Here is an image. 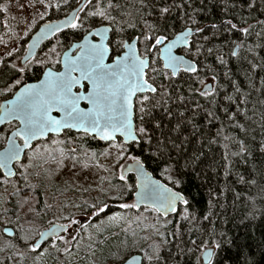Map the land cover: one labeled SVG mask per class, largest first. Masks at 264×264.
<instances>
[{"label": "snow or ice", "instance_id": "obj_1", "mask_svg": "<svg viewBox=\"0 0 264 264\" xmlns=\"http://www.w3.org/2000/svg\"><path fill=\"white\" fill-rule=\"evenodd\" d=\"M149 3L150 12L147 11ZM184 6L175 4L174 0L171 3L167 0H136L132 5L134 11H128L126 0L124 3L121 0H17V7L26 14L25 18L32 17L33 24L36 17L43 20L53 9L57 12L70 9L65 11L62 19L50 20L41 27L30 48L26 50L27 54L18 59V62L12 58L19 49L11 47L9 50L5 47L0 51V96L11 94L12 97L0 103V125L7 123L10 126L4 132H0L2 144L0 184H10L11 177L24 182L23 189L19 186L14 187L13 192L20 195L21 199L11 208L6 206L10 201L0 198V217H7L10 213L16 217L15 223L18 225L19 234H14L16 243H9L7 247L15 249L22 242L26 251H17V257L33 255V264H39L43 256L51 250L60 252L59 244L64 245L62 249L64 253H69L73 245L77 244L79 233L89 228L99 230L97 225L85 224L81 219L73 218L72 214L57 218L66 223L49 221L46 231H39L33 235H29V232L34 221H26L30 225L28 228L24 223H20L22 216L40 214L38 212L40 201L33 193L40 192L38 185L47 184L53 179V174L43 165L55 162L57 167H61L68 160L72 162L73 168L77 164L89 167L83 160V157L88 156V152H79L78 148L81 146L68 135L72 130L109 142L108 148L99 153L101 156L112 158L109 165L106 167L97 161L95 166L105 171L110 167L120 169L119 185L103 187L105 178L102 177L96 194L91 197L92 203L84 200L81 204L71 205L79 209L85 218L99 217L110 210L111 201L122 200L127 191L133 188V184L128 183L131 177L125 172H135L136 201L131 204L120 203L119 208L138 209L145 205L165 218L176 214L180 220L170 233L176 237L182 235L181 221L189 223L196 221L195 215L189 212L191 207L189 199L182 191L176 190L175 186H179L182 180L174 179L173 173L176 176H183L186 174L185 170L194 172L202 162L203 152L196 150L189 155L183 144L187 141L191 145L192 142L188 141L187 137L182 138L179 135L184 131L181 123H177L169 130V133L175 132L178 135L165 134L162 131L161 120L153 113V109L166 103L165 98L171 99L164 85L157 83L158 76L170 80L182 70L197 74L198 78L199 60L191 57L198 58L202 55L203 45L197 44L193 38L199 35L207 41L209 37L204 36V33L208 25H201L185 14L182 19L187 22L186 26L180 31H171L173 38L169 39V31L173 28V25L168 23L169 17L174 9ZM249 7L252 5L249 4ZM241 20L242 18L232 17L222 20L219 24H211V28L223 29L226 33L239 32L242 36L248 37L253 27L264 25V21H257L256 25L243 21L247 26L238 27ZM64 29L72 31L73 40L68 45V50L63 51L61 56L56 53L54 46L49 49L43 60L35 59V53L31 48L36 47L38 39L62 33ZM129 29L136 34L129 35ZM31 30V27H28L23 32L24 36ZM141 43L143 51L138 48ZM227 43L235 44V48L230 50L232 57H238V50L245 48L243 40L240 42L229 40ZM180 49L182 54H177V50ZM213 50L208 48L207 53L212 54ZM53 54H56V60L49 66ZM217 60L221 64L225 63L222 56H218ZM161 61L162 69L156 67ZM36 65L40 68L34 67ZM56 65L62 67L57 68ZM36 71L40 73L36 82H24V77L28 73ZM211 79L215 80L216 77L212 76ZM199 83L202 88L195 91L206 98L214 95L215 89L211 84L203 80H199ZM236 91L240 90L237 88ZM179 98L183 100L182 96ZM226 98L232 100V97ZM223 111L229 120H235L237 113L230 112L228 108ZM166 114L172 115L170 110H166ZM207 116L217 119L211 111L207 112ZM236 126L241 131L244 130L243 125ZM61 134H64V139L58 138ZM118 137H122V140ZM238 143L240 153H244L246 148L243 141ZM133 149H139L140 155L128 157L132 164H120V159ZM145 151L157 162L158 167L163 165L161 174L169 173L168 180L172 182L173 187L152 179V173L145 168V160L148 157L141 159ZM174 152L177 153L176 156L173 155ZM95 155L93 152L92 156ZM240 179L243 180V177ZM32 180L37 183L34 185ZM83 191L87 193L89 189L85 188ZM209 194L212 195L211 192ZM209 204L211 205V200ZM52 207V204L45 201L40 212L46 215ZM117 218H121L120 212H113L107 216L109 221ZM203 219L208 220L209 216L205 215ZM3 223L8 225L13 221L5 219ZM170 223L171 221L166 219L162 227L166 228ZM199 231L208 238L201 239L199 243L196 239H190L192 247L187 248L192 254L200 252V255L196 256V264H224L218 259V250L224 241L216 239L215 228L207 230L201 227ZM4 232L9 233L10 229L5 227ZM156 234L161 238L166 235L159 230ZM220 235L222 238L223 233ZM163 243L167 241L163 240ZM151 247L156 250V254L148 255L145 252V257L149 264H159L161 245L154 243ZM116 261L117 264H128L126 259L119 256L116 257Z\"/></svg>", "mask_w": 264, "mask_h": 264}, {"label": "trees", "instance_id": "obj_2", "mask_svg": "<svg viewBox=\"0 0 264 264\" xmlns=\"http://www.w3.org/2000/svg\"><path fill=\"white\" fill-rule=\"evenodd\" d=\"M121 2L124 3L125 0ZM126 2L128 11H134L132 5L136 3V0H126ZM167 2L171 3L173 0H167ZM174 2L185 6L174 9L169 17L168 23L173 25L169 31V38H172L171 31H180L186 26L187 22L182 17L187 14L201 25H208L204 36H208L209 39L206 41L199 35L193 38L197 44L203 45L202 55L198 58L191 57L199 60L198 78L197 74L184 71L170 80L157 77V83L164 85L171 99L165 98L166 103L153 109V113L157 119L161 120L162 131L165 134L178 135L175 132L169 133V130L177 123H181L184 131L179 135L182 138L187 137L188 141L192 142L189 145L185 141L184 149L189 155L199 150L203 152V156L202 162L194 172L185 170L186 174L183 176H176L173 173L174 179L182 180L179 186H175L176 190L182 191L189 199L191 204L189 212L193 213L197 219L194 223L181 221L182 235L176 237L170 233L176 228L180 218L176 214L168 217L171 223L163 231L166 235L158 240V244L161 245L159 264H196V256L200 255V252L192 254L187 251V248L192 247L189 243L190 239H196L199 243L201 239L208 238L206 234L201 235L199 231L201 227L207 230L215 228L216 239L224 241L221 249L218 250V259L224 264H264V147H262L264 146V25H256L257 21H264V0H174ZM4 3L5 0H0V6H3L0 7V33L5 18ZM249 4L252 7H249ZM147 11H151L150 3ZM64 13L65 10L60 12L52 10L46 19H56ZM232 17L242 18L238 27L247 26V24L256 25L252 28L250 36L244 37L239 32L233 34L226 33L223 29L211 28V24H219L222 20ZM243 21H247V24ZM233 22L235 23L236 20ZM128 34L136 33L129 29ZM55 38L59 39L61 47L65 49L73 40L72 31L66 29L59 33L43 46L40 53L48 49ZM229 40L244 41L245 48L238 50V57L230 55V50L235 48V44L227 43ZM208 48L214 49L212 54L207 53ZM218 56H222L225 63H219ZM35 67L40 68V66ZM156 67L162 69V62ZM39 75L38 71L30 72L24 77V82L36 80ZM212 76L216 79L212 80ZM206 79L212 80L215 89L214 95L208 98L195 91L200 88L199 80ZM237 88L239 92L236 91ZM6 96H0V101ZM181 96L183 100L179 98ZM226 97H232V100ZM225 108L237 113L235 120H229L224 115ZM166 110H170L172 115H167ZM209 111L213 112L217 119L207 116ZM237 124L243 125L244 130L241 131ZM159 134L158 132L157 135ZM68 135L81 146L78 151L88 152V155L96 151L102 152L105 146L109 145V142H100L92 136L82 137L83 133L71 131ZM61 136L65 138L64 134ZM213 140L215 142H212ZM238 141H243L246 148L244 153H240ZM41 142L45 143V141ZM234 153L240 154L234 155ZM127 154L140 155V151L133 149ZM173 155L176 156L177 153L174 152ZM145 157H148L145 160L148 170L173 187L172 182L168 180L169 173L161 174L163 165L158 167L157 162L149 156L147 151L143 153L141 159ZM38 163L42 164L39 161ZM78 166L79 164L76 167ZM43 167L50 170L53 179L47 184L38 185L40 192L33 195L39 199V206L44 205L47 191L54 196L53 207L48 211L51 213L49 217H53L59 210L58 204L62 206V209L69 208L71 213H80L79 209L71 205L81 204L84 200L91 203V196L94 195L91 192L85 193L78 184H72L70 180H67L68 178L64 179L61 175L63 172H60L62 166L57 167L55 162H50ZM128 176L135 185V176ZM241 177L243 180L240 179ZM10 180L11 183L5 187L6 191L3 190L5 193H8L9 189L12 191L4 195V198L7 197L6 200L10 201L6 205L9 208L21 198L13 192L14 187L19 186L21 189L24 187V182L17 181L16 177ZM253 181L255 183H252ZM15 182L18 183L14 185ZM32 183L35 185L37 182L32 180ZM120 183L116 177L111 182L112 185ZM134 191V189L128 190L122 200L111 201V208L114 207L113 203L132 200ZM114 210H116L115 207ZM39 213L37 217L40 219L44 214ZM205 215L209 216L208 220L203 219ZM7 217L13 223L5 225L3 223L5 218L0 217V264H33V255L17 257L16 252L22 248V242L15 249L7 247L9 243H16V241L14 236L9 237L4 233V227L15 226V234H19L15 215L10 213ZM163 217L161 215L160 218ZM45 223L46 226L47 222ZM118 229L120 227L117 224L103 225L99 230L95 229V232H92L91 238L78 239L69 253L62 251L64 245L61 244L58 246L61 248L60 252L51 250L43 256L39 264H117V256L125 258L134 253L142 254L144 264H149L145 252L148 255H154L156 250L134 247L137 241L135 237L139 236V241H143L142 234L135 236L134 231L116 233ZM189 229L194 231L190 232ZM221 233H223L222 238ZM163 240L167 243H163ZM145 244L149 243L145 241ZM180 248L184 250L179 251ZM3 256H5L4 260H2Z\"/></svg>", "mask_w": 264, "mask_h": 264}, {"label": "rangeland", "instance_id": "obj_3", "mask_svg": "<svg viewBox=\"0 0 264 264\" xmlns=\"http://www.w3.org/2000/svg\"><path fill=\"white\" fill-rule=\"evenodd\" d=\"M3 10L5 11V18L2 22L3 29H2V32L0 33V51H2L5 47H7L9 50H11V47H15L19 49V51L12 58L14 60H17L18 62V59H21L23 57L27 49L28 41L31 35L35 32V30L39 27L41 23L47 20L46 18L48 15L45 16L43 20L36 17L35 24H33L32 17L29 16L28 18H25L26 14L23 13L17 7V0H5ZM40 11H43V9H40ZM53 11L55 10L53 9ZM68 11H70V9ZM32 15L34 16L35 13H33ZM63 15H65V13ZM28 27H31L32 30L29 32L27 36H24L23 32L27 30ZM54 46L56 47V53L61 55L64 50V47H61V44L59 43V39L55 38L54 42L50 45V47L46 50H43L41 53H39L37 57H35V59L43 60L46 54H48L49 49H51ZM139 47H140V50L143 51L142 43L139 45ZM180 52H182V50ZM55 60H56V54L51 55V59L49 60V65H52ZM36 66H39V65H36ZM205 82L206 83L212 82V80L206 79ZM200 88H202V85H200ZM1 102L2 100L0 101V103ZM9 127H10L9 125L5 126L4 128L0 130V132H4L5 129H8ZM83 136H86V135H82V137ZM53 138H57V137H53ZM58 138L64 139L62 136ZM108 146L109 145L105 146V148L102 151L107 149ZM112 151H113V154L115 155V149H113ZM95 153H96L95 156H92V154H90L87 157H83L84 162L89 164V167L87 168L83 167L81 164H79L78 167L73 168L72 162L68 160H66L65 165L60 168V172H63L61 175L64 176L63 177L64 179L68 178L67 180H70L72 184H78L82 189H85V188L89 189L88 192H91L92 195L96 194L97 186L100 185L102 177L105 178L103 187L107 188L110 185H112L111 182L114 180L115 177L119 180V172H120V169L116 167H110L108 168L107 171H105L103 168L96 167L95 165L97 161L101 165H105L107 167L112 158L101 156L99 155L100 152H97V151ZM129 156L130 155L126 154L124 158L120 159L119 163L127 164L129 161H131L128 158ZM17 183L18 182H15L14 185H16ZM128 183L133 184V182H131L130 180L128 181ZM8 185L2 184V188H0V198L6 199L7 197L4 198V195L8 193L10 194L12 192L10 189L7 190L8 193L3 192V190H5V187H8ZM132 189L135 190L134 184H133ZM20 199L21 198H19L18 202L20 201ZM45 199H46L45 201L48 204H54L53 200L55 198L54 196L50 194L49 191L45 193ZM92 202L93 201H91V203ZM133 202H135L134 198L130 201H119V203H113L112 206H114L116 210H114V207H113V208H110V210L107 213L101 214L99 217L89 216L87 218H85L81 213H76V212L71 213V210L69 208L62 209V206L58 204L59 210L56 211L53 217H49L51 213L42 215L40 219L37 217V215L36 216L30 215L27 217L22 216L20 223H24L25 227L28 228L30 227V225L27 224L26 221H34V224L31 225V231L29 232V235H33L36 232L42 231L43 229L47 228L49 221H53L54 223L55 222L66 223V221L62 219H57V218L72 214L73 218L81 219L82 222L85 224L91 223V224L97 225L98 228H101V226L103 225L104 226L111 225L112 223V224H117V226L120 227V229H118L116 233H120L122 231H126V232L134 231L135 236L142 234L141 235L143 239L142 242L139 241L138 239L139 236L135 237L136 238L135 240H137L134 245L135 249H142V248L151 249L152 248L151 245H153L154 243L158 244V240L159 238H161L157 236L156 234L157 230H159L160 232H163L165 230V227H162V225L165 223V220L166 219L169 220V218L168 217L160 218L161 215L152 211L150 208L144 207V208H138V209H121L118 206L120 203L131 204ZM42 207H44V205L39 206L38 212H40ZM113 212H120L121 218H117L112 221H109L107 219V216L111 215ZM157 217H159V219H157ZM4 218L8 219V217H4ZM102 221L103 223H101ZM45 222H47L46 226H45L46 224ZM12 227L16 229L15 226H12ZM17 228H18V225H17ZM95 229L96 228H89L87 229V231L83 233H79V237L81 239L83 238V240H86L87 238H89V233L93 234L92 232H95ZM73 235H77V233H73ZM145 241H147L149 244H145ZM61 244H59L58 246H60ZM21 247L22 248L20 249V251L22 252L26 251L23 247V243ZM153 249L154 248H152V250ZM4 259H5V256L2 257V260Z\"/></svg>", "mask_w": 264, "mask_h": 264}, {"label": "water", "instance_id": "obj_4", "mask_svg": "<svg viewBox=\"0 0 264 264\" xmlns=\"http://www.w3.org/2000/svg\"><path fill=\"white\" fill-rule=\"evenodd\" d=\"M64 17V16H63ZM63 17H61V18H57V19H53V20H51V21H58L59 19H62ZM50 20H47V21H45V22H43V23H41L40 24V26L35 30V32L31 35V37H30V39H29V41H28V45H27V49H29L30 48V46H31V44L33 43V40H34V38H35V36H36V33L37 32H39L40 31V29H41V27H43L46 23H48ZM64 30H66V29H64ZM63 30V31H64ZM58 34V33H57ZM56 34V35H57ZM54 36L55 35H49V36H47V37H40L39 39H38V43H37V45H36V47H34V48H31V51L32 52H34L35 53V56L37 55V53H38V51L40 50V48L46 43V42H48V41H50L51 39H53L54 38ZM173 38V37H172ZM172 38H169V39H172ZM138 48H139V45H138ZM26 49V50H27ZM68 50V48L66 49V50H64V51H67ZM182 49H180V50H177V54H182V52H180ZM27 54V51H25V53H24V55H23V57L25 56ZM62 56V55H61ZM22 57V58H23ZM188 57H186V59H187ZM193 59V58H192ZM162 62V61H161ZM162 64H163V62H162ZM62 67V66H61ZM170 71V70H169ZM182 71V70H181ZM180 71V72H181ZM179 72V73H180ZM178 73V74H179ZM34 82H36V81H27L26 83H34ZM208 84H211L212 85V87H213V84H212V82H208ZM12 97H10V98H8V99H11ZM4 101V100H3ZM3 101H2V103H3ZM15 122V121H14ZM5 125H7V123H5L4 125H0V129H2ZM72 131H74V132H77V133H82V132H79V131H77V130H72ZM61 135H63V134H61ZM60 135V136H61ZM98 141H100V142H106V141H102V140H99L98 138H96ZM118 139H121L122 140V137H118ZM133 162L132 161H129L127 164H132ZM145 168L148 170V168L146 167V165H145ZM148 172H150V173H152L150 170H148ZM125 174L128 176V175H134L135 176V179H136V173L135 172H125ZM11 178H14V177H11ZM10 178V179H11ZM152 179H154V180H157V181H159L160 183H162V184H167L166 182H164L163 180H161V179H159V178H157L156 176H154L153 175V173H152ZM169 187H172V186H170L169 184H167ZM178 191V190H177ZM135 192H136V189H135V191H134V195H133V197H134V201H136V196H135ZM142 207H146V208H150V206H145V205H141V207L140 208H142ZM160 215H162V214H160ZM172 215H174V213L173 214H171L170 216H172ZM163 216V215H162ZM169 216V217H170ZM55 223H59V222H55ZM6 227H8L9 229H10V232L9 233H5L7 236H9V237H12V236H14V234H15V229L13 228V227H11V226H6ZM5 228V227H4ZM48 228V227H47ZM47 228H45V229H43L42 231H46L47 230ZM133 257H135V259H133ZM126 260H127V262H128V264H144V256L142 255V254H140V253H134V254H131L129 257H127L126 258Z\"/></svg>", "mask_w": 264, "mask_h": 264}, {"label": "flooded vegetation", "instance_id": "obj_5", "mask_svg": "<svg viewBox=\"0 0 264 264\" xmlns=\"http://www.w3.org/2000/svg\"><path fill=\"white\" fill-rule=\"evenodd\" d=\"M63 16H64V15H63ZM63 16H62V17H63ZM59 18H61V17H59ZM56 19H57V18H56ZM50 20H53V19H50ZM46 21H47V20H46ZM44 22H45V21H44ZM39 26H40V25H39ZM58 34H59V33H58ZM58 34H57V35H58ZM57 35H55V36H57ZM55 36H54V37H55ZM46 43H47V42H46ZM46 43H45V44H46ZM45 44H44V45H45ZM44 45H43V46H44ZM139 45H140V44H139ZM43 46H42V47L40 48V50L38 51L37 55H38V54L40 53V51L43 49ZM67 48H68V46H67L64 50H66ZM139 49H140V47H139ZM64 50H63V51H64ZM62 53H63V52H62ZM113 54H115V53H113ZM37 55H36L35 57H37ZM61 55H62V54H61ZM21 59H22V58H21ZM49 66H51V65H49ZM34 67H35V66H34ZM60 67H61V65H58V66H57V68H60ZM36 80H37V79H36ZM36 80H32V81H36ZM26 82H27V81H26ZM10 97H11V94L8 95V96H6L7 99L10 98ZM6 98H5V99H6ZM3 100H4V99H3ZM3 100H2V101H3ZM1 103H2V102H1ZM13 123L15 124L16 122H13ZM7 125H8V124H7ZM7 125H5V126H7ZM5 126H4V127H5ZM4 127H3V128H4ZM0 130H1V129H0ZM8 134H10V133H8ZM119 140H121V139H119Z\"/></svg>", "mask_w": 264, "mask_h": 264}]
</instances>
